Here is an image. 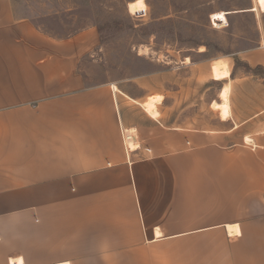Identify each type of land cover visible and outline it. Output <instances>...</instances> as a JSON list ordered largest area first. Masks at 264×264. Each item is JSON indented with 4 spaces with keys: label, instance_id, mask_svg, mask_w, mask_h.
<instances>
[{
    "label": "crops",
    "instance_id": "0c3cea01",
    "mask_svg": "<svg viewBox=\"0 0 264 264\" xmlns=\"http://www.w3.org/2000/svg\"><path fill=\"white\" fill-rule=\"evenodd\" d=\"M95 43L93 27L56 37L0 0V264H264V106L242 92L264 91V43L239 53L229 116L201 129L88 83Z\"/></svg>",
    "mask_w": 264,
    "mask_h": 264
},
{
    "label": "rangeland",
    "instance_id": "374dc122",
    "mask_svg": "<svg viewBox=\"0 0 264 264\" xmlns=\"http://www.w3.org/2000/svg\"><path fill=\"white\" fill-rule=\"evenodd\" d=\"M12 1L56 37L93 27L97 43L79 62L87 82L115 84L142 111L141 103L153 97L159 119L174 126L216 123L219 89L230 78L228 104L234 108L239 96L234 83L249 72L239 53L264 43V0ZM218 60L227 63L229 79L212 78L211 64ZM242 92L256 93L251 110L264 106V91Z\"/></svg>",
    "mask_w": 264,
    "mask_h": 264
},
{
    "label": "bare ground",
    "instance_id": "6f19581e",
    "mask_svg": "<svg viewBox=\"0 0 264 264\" xmlns=\"http://www.w3.org/2000/svg\"><path fill=\"white\" fill-rule=\"evenodd\" d=\"M227 94H228V89L226 87H224L222 89V91L219 92V98L221 100V102H218L217 103V110L219 112V115L222 119H226L228 116H229V104H228V100H227ZM156 101L153 97H150L148 99H146L144 102H143V108H144V111L150 115L151 117H158L159 115V112L157 110V107H156ZM126 136L128 137L127 139V143L129 145V141H134V134H130L129 132L126 134ZM133 138V139H132ZM246 141L249 142V139L245 138ZM251 142V141H250ZM130 147V145L128 146Z\"/></svg>",
    "mask_w": 264,
    "mask_h": 264
},
{
    "label": "built area",
    "instance_id": "2783aa9c",
    "mask_svg": "<svg viewBox=\"0 0 264 264\" xmlns=\"http://www.w3.org/2000/svg\"><path fill=\"white\" fill-rule=\"evenodd\" d=\"M126 131L127 130H124L123 132H122V136H123V141H124V143H125V148L127 149V150H132V149H130V147H128V145H127V139H128V137L126 136Z\"/></svg>",
    "mask_w": 264,
    "mask_h": 264
}]
</instances>
